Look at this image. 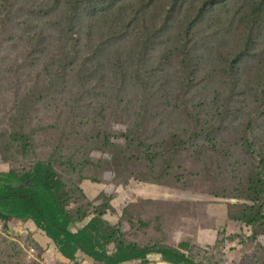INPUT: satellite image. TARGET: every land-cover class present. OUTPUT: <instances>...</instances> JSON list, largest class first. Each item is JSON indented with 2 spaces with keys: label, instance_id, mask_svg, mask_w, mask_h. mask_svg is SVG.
<instances>
[{
  "label": "rangeland",
  "instance_id": "rangeland-1",
  "mask_svg": "<svg viewBox=\"0 0 264 264\" xmlns=\"http://www.w3.org/2000/svg\"><path fill=\"white\" fill-rule=\"evenodd\" d=\"M69 1L0 0V173L50 164L70 213L107 207L125 244L264 264V233L246 222L259 173L264 204V12L253 21L252 0H226L197 18L204 0H109L73 20ZM167 16L142 54L144 27ZM79 256L32 222L0 221V264H101Z\"/></svg>",
  "mask_w": 264,
  "mask_h": 264
},
{
  "label": "trees",
  "instance_id": "trees-1",
  "mask_svg": "<svg viewBox=\"0 0 264 264\" xmlns=\"http://www.w3.org/2000/svg\"><path fill=\"white\" fill-rule=\"evenodd\" d=\"M98 1L105 3L109 0L69 1L68 11L65 13L66 19L68 17V19L75 20L81 6H90ZM153 1L148 0L147 3L142 1V8ZM177 1L170 0L172 4ZM221 1L226 0H204L198 10L197 18L203 14L207 6ZM125 7L126 5L122 4L119 12ZM251 8L252 20L256 21L263 16L264 0H252ZM167 18L168 16L160 25L157 24L158 18H153L151 26L144 27L147 33L142 42V54L148 50L151 39L164 29ZM130 23L131 21L125 23V28H128ZM116 34L113 33V36L115 37ZM12 136H16V133H13ZM21 138L27 139L25 135H22ZM261 184V173H259L255 179L250 180L246 193L247 199L261 204V208L257 210L255 216H252L255 213L248 214L249 217L246 216L247 224L257 234L264 233L262 208L264 204L260 196L254 197L252 193L255 194ZM75 189L86 197L80 187L76 186ZM262 192H264V186ZM72 200V190L64 185L56 170L48 163L37 164L31 172L0 173V221L7 223L11 219H17L23 223H34L38 229L46 232L56 249L67 260L74 261L78 258V254L82 253L101 264H124L134 260L146 262L149 254L156 253L163 255V261L170 264H201L186 254L191 249V246L186 242H180L177 247L165 246L158 249L125 244L121 231L103 218L108 210L107 207H94L91 215L84 213L82 208H79L77 210L79 217L76 218L68 209ZM83 221H87V224L73 231L74 225ZM112 246L113 249H111Z\"/></svg>",
  "mask_w": 264,
  "mask_h": 264
},
{
  "label": "crops",
  "instance_id": "crops-1",
  "mask_svg": "<svg viewBox=\"0 0 264 264\" xmlns=\"http://www.w3.org/2000/svg\"><path fill=\"white\" fill-rule=\"evenodd\" d=\"M215 208V207H214ZM223 218H227L229 217V212H228V208H224L223 209V215H222ZM211 220L212 218H206L205 220ZM219 221V220H218ZM202 228H204V226H202ZM206 228H209V227H206ZM205 228V229H206ZM208 234V238H211L213 235H215V232L213 231V234L211 232V230L207 231L206 232ZM172 247V246H171ZM174 247V246H173ZM62 255V254H61ZM79 255H82V253L78 254V257H80ZM65 258V257H64ZM85 258L87 259H91L87 256H85ZM66 259V258H65ZM78 259V258H77ZM196 262H199V261H196ZM124 264H170L168 262H165L163 261V255L161 254H156V253H151L147 256V261L146 262H143L142 260H134V261H129V262H126Z\"/></svg>",
  "mask_w": 264,
  "mask_h": 264
}]
</instances>
